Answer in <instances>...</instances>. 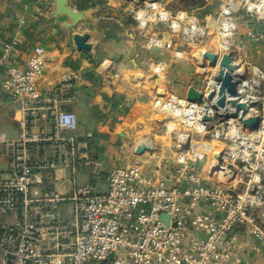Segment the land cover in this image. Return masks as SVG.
Returning <instances> with one entry per match:
<instances>
[{
  "label": "built area",
  "instance_id": "built-area-1",
  "mask_svg": "<svg viewBox=\"0 0 264 264\" xmlns=\"http://www.w3.org/2000/svg\"><path fill=\"white\" fill-rule=\"evenodd\" d=\"M217 1V13L203 17L173 14L158 0L129 8L138 31H153L147 49L183 59L185 47L198 48L196 75L205 80L196 89L203 98L156 93L154 109L175 135L173 156L158 166L164 176L150 175L139 162L115 167L102 192L80 181L85 168L104 169L91 151L94 135L77 134V115L63 108L76 100L72 89L83 72L64 75L45 97V50L36 46L21 65L24 36H0V88L20 114L21 129L15 139H0L7 160L0 168V264H241L242 249L264 257V67L245 52L248 43L264 45V0ZM206 51L217 55L215 68ZM227 54L237 82L228 99L247 106L243 119H260L257 129L243 125L237 106L212 107ZM147 67L159 77L169 65L152 60ZM210 142L223 145L218 155L209 154ZM141 143L135 157L151 151ZM245 234L258 244L248 245Z\"/></svg>",
  "mask_w": 264,
  "mask_h": 264
},
{
  "label": "crops",
  "instance_id": "crops-1",
  "mask_svg": "<svg viewBox=\"0 0 264 264\" xmlns=\"http://www.w3.org/2000/svg\"><path fill=\"white\" fill-rule=\"evenodd\" d=\"M38 3V0H0V36L4 41H10L18 35L24 36L25 45L18 62L21 65L26 64L36 46L45 50L46 68L40 81L45 97L50 95L52 87L64 75L72 71L83 72L82 81L75 83L72 89L76 100L64 104L63 108L77 115V134L94 135L91 151L104 163V169L85 168L81 176H85L84 182L101 189L108 171L115 167L130 166L142 158L134 156L136 145H131L130 135L135 132V123L145 117L143 110L155 97L158 88H154V85L148 87L145 79L139 80L141 76H137L138 79L133 76L134 73L148 66L152 60L164 61L170 66L173 80L166 88L178 97L186 98L191 86L202 89L195 81L196 65H199L195 54L199 50L185 51L198 63L187 60L190 62L186 63L190 65L188 70L183 67L184 59H175L173 51H143L146 47L141 38L142 32L136 35V23L134 26L127 23L125 9L120 5L96 0L97 7L93 8L96 12L90 18L86 14L83 21L72 27L66 18L53 17V7L47 11L39 7ZM130 7L132 4L126 8V12ZM84 33L90 35L88 43L92 45L91 51H78L74 45L73 36ZM245 52L252 64L264 67L263 45L248 43ZM0 111V118L5 123L2 128L9 127L11 136L18 137L21 129L16 119L20 118V114L1 88ZM147 126L153 129V124H146L142 129ZM6 161L0 144V168H6ZM158 166L146 170L150 175L164 176V170ZM242 238L248 245L258 244L251 235L245 234ZM240 255L241 264H264V257L248 250L242 249Z\"/></svg>",
  "mask_w": 264,
  "mask_h": 264
},
{
  "label": "rangeland",
  "instance_id": "rangeland-1",
  "mask_svg": "<svg viewBox=\"0 0 264 264\" xmlns=\"http://www.w3.org/2000/svg\"><path fill=\"white\" fill-rule=\"evenodd\" d=\"M98 1H103V3L108 4L110 3L111 5H120L121 8L125 9V18L127 23L129 24H133L134 26V19L132 17L131 14H129V12H126V8L132 4L133 7L137 6L138 1H132V2H128L126 0H97ZM113 1V2H112ZM162 2L163 7L168 10L169 12L175 14L178 11H193L196 12L198 15H200V17H203L205 14L208 13H217L218 10V4L219 2L217 0H212V1H206V0H158ZM96 0H70V3L73 7H75L76 9H88V8H95L97 7L96 5ZM115 2V4H113ZM149 3L154 2L153 0L148 1ZM100 7V6H99ZM102 8V7H100ZM101 11V10H100ZM127 13V14H126ZM106 17V16H104ZM166 30V29H165ZM152 30L150 28H147L145 31H140L142 32V36L141 38H143L144 45H146L148 43V40L150 38L149 33ZM136 35L138 36L139 31L137 30V32L135 31ZM170 36L166 35V39L169 38ZM263 45V44H261ZM264 46V45H263ZM186 51H189L191 49H195L194 52L198 51V48L195 47H185L184 48ZM143 51H146L147 53H151L154 52V49H142ZM168 50H164L161 52H166ZM145 53V52H144ZM146 53V54H147ZM198 56L195 54V57ZM184 63L185 65H183V67L187 68L188 70L190 69V65L186 64V63H190V62H186L187 60H193V62L195 64L197 61L194 58H191L190 56H187L186 54L184 55ZM168 64V63H167ZM169 65V64H168ZM198 65H196L197 67ZM170 67V66H169ZM168 67L167 71H165L164 73H162L159 77L153 76L152 71H149L146 67H142V69H140L139 71H137L136 73H134V77H139L141 76L142 79H138L139 80H143L145 79V84L149 87V85H154V88H158V92L159 94H161L162 96H165L166 93L168 95L170 94H174L176 95V93H174L173 91H169L166 88V85H169L170 82H173L172 77H171V73L170 68ZM192 69V68H191ZM198 70V72L201 73L202 70H199L198 68L196 69ZM185 71V70H184ZM183 71V72H184ZM140 72H142L143 74H140ZM196 72V71H195ZM139 73V74H138ZM204 76H197L195 77V81L197 83V85H199L200 87H202L204 85ZM175 82V81H174ZM178 82H176L175 84H177ZM147 87V88H148ZM168 90V91H167ZM162 92V93H161ZM166 92V93H165ZM154 98L151 100L149 105H146L145 109L143 110L145 117L143 119H140L137 123H135L134 126H137L134 130L135 132L130 135V139H131V145L135 144L138 145L141 140L143 139H149V140H154V144L156 145V150H152L150 151V153H148L147 155H137L138 157H142L139 158V163H141L142 165H144V167L146 169H149L150 167L153 168L155 165H160L161 163H164L166 160L170 159L173 156V151H174V142H175V135L174 134H170V132H166V127L164 126V120L166 118V115L164 114H160L157 113V111L154 109ZM1 113V111H0ZM148 124H153L152 128L150 129L148 126L146 127V129H142L143 126ZM141 125V126H140ZM140 126V128H139ZM5 127V123L2 121V119L0 118V139L1 138H5V139H15L17 137L15 136H11V131L9 130L10 128H2ZM177 130H180L179 127H177ZM170 131V130H169ZM178 132V131H177ZM176 132V133H177ZM180 133V132H179ZM156 141V142H155ZM211 144H207V145H212L211 147H209V151H211L212 147L214 148L215 151H220L223 148V145L217 142H210ZM131 147V146H130ZM211 154V153H209ZM124 165V164H122ZM125 166V165H124ZM84 177L85 176H81L80 177V181H84ZM104 190L103 189H99V192H102Z\"/></svg>",
  "mask_w": 264,
  "mask_h": 264
},
{
  "label": "water",
  "instance_id": "water-1",
  "mask_svg": "<svg viewBox=\"0 0 264 264\" xmlns=\"http://www.w3.org/2000/svg\"><path fill=\"white\" fill-rule=\"evenodd\" d=\"M128 2L138 1L145 2L150 0H126ZM156 1V0H153ZM39 7L44 10H50L53 7V17H63L66 18L72 27L80 23L85 19V15L87 14V18L91 16L92 13L96 12L93 8L86 9H76L70 3V0H48L47 2L41 1L38 3ZM90 39V35L88 33L84 34H75L73 36V42L78 51H91L92 45L88 43ZM203 58L209 62L210 67L217 66V55L211 52L206 51L203 55ZM236 68V65L233 63L232 56L230 54L224 55L221 59L217 73L216 79L220 83V89L217 93L218 101L216 104L212 105L214 110H219V108L224 107L226 104H230L232 106H237L238 108L243 110L242 114V122L243 125L251 126L253 129H257L260 124V119L258 117H251L249 119H243L247 112V106L245 104H239L237 100H229L228 97H234L237 94V82L234 81V77L229 73ZM162 93V92H161ZM215 97V93L212 92L209 96V100H213ZM186 98L190 102H200L203 98V94L196 89L195 86H191L187 92ZM206 120H209L206 118ZM152 151V150H151ZM143 151L139 152L138 155H141ZM221 161L220 155L217 157ZM164 219H168L167 216L163 215Z\"/></svg>",
  "mask_w": 264,
  "mask_h": 264
},
{
  "label": "bare ground",
  "instance_id": "bare-ground-1",
  "mask_svg": "<svg viewBox=\"0 0 264 264\" xmlns=\"http://www.w3.org/2000/svg\"><path fill=\"white\" fill-rule=\"evenodd\" d=\"M141 144H143L144 147H146L148 150H152V149L154 148V146H155V144H154L153 141H151V140H147V139H143ZM211 146H212V145H211ZM211 146L208 145V147H211ZM211 149H212L211 151H214V148H213V147H212ZM211 151L209 152V150H208L209 153H211ZM219 152H220V151H219ZM219 152H218V151H215L214 153H215L216 155H218ZM211 154H212V153H211ZM211 154H210V155H211Z\"/></svg>",
  "mask_w": 264,
  "mask_h": 264
},
{
  "label": "trees",
  "instance_id": "trees-1",
  "mask_svg": "<svg viewBox=\"0 0 264 264\" xmlns=\"http://www.w3.org/2000/svg\"><path fill=\"white\" fill-rule=\"evenodd\" d=\"M80 9H83V8H80Z\"/></svg>",
  "mask_w": 264,
  "mask_h": 264
}]
</instances>
